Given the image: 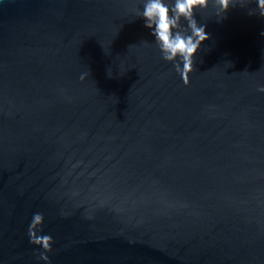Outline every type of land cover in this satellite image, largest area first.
I'll return each instance as SVG.
<instances>
[{"label": "water", "instance_id": "1", "mask_svg": "<svg viewBox=\"0 0 264 264\" xmlns=\"http://www.w3.org/2000/svg\"><path fill=\"white\" fill-rule=\"evenodd\" d=\"M142 7L0 0V264H264V17L198 12L185 83Z\"/></svg>", "mask_w": 264, "mask_h": 264}, {"label": "clouds", "instance_id": "2", "mask_svg": "<svg viewBox=\"0 0 264 264\" xmlns=\"http://www.w3.org/2000/svg\"><path fill=\"white\" fill-rule=\"evenodd\" d=\"M245 4L246 0H143V7L138 10L137 17L143 18L145 27L151 30L162 58L172 62L176 72L188 83L193 58L197 56L203 42L210 39L206 25L198 22L197 13L207 11L211 5L216 10L218 20L225 19L230 9L237 7L247 10L249 15L264 17V0H255L254 9L247 8ZM258 90L264 92V86ZM43 221L42 213L33 215L29 225L30 241L50 251L54 242L52 237L38 235ZM41 257L48 259L43 252Z\"/></svg>", "mask_w": 264, "mask_h": 264}]
</instances>
